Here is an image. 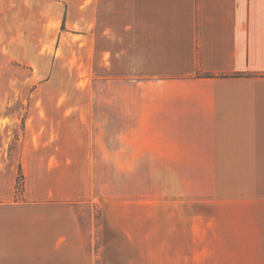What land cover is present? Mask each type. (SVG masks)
Masks as SVG:
<instances>
[{"label":"crops","instance_id":"crops-1","mask_svg":"<svg viewBox=\"0 0 264 264\" xmlns=\"http://www.w3.org/2000/svg\"><path fill=\"white\" fill-rule=\"evenodd\" d=\"M2 1L17 3L7 24L23 26L28 43L19 55L40 79L34 89L50 85L59 64L73 78L61 84L69 96L27 100L21 161L47 170V197L91 200V170L98 168L258 170L264 183V0ZM68 41L81 52L85 84L79 55L58 51ZM96 80L113 95L90 96ZM247 197L259 207L243 211V224L186 226V210L176 209L160 241L151 226L141 234L170 249L225 236L227 248L241 250L232 254L241 264H264V192ZM167 199L219 200L180 193ZM10 216L0 204V264H9ZM103 228V249L149 246L132 227L104 220Z\"/></svg>","mask_w":264,"mask_h":264},{"label":"rangeland","instance_id":"rangeland-1","mask_svg":"<svg viewBox=\"0 0 264 264\" xmlns=\"http://www.w3.org/2000/svg\"><path fill=\"white\" fill-rule=\"evenodd\" d=\"M16 6V2L0 0V204L11 214L9 264H241L240 257L232 256L241 250L227 248L225 236L215 239L216 242L209 239L198 242L196 247L170 249L158 246L160 243L151 246L141 232L151 226L155 232L153 241H160L162 225L173 219L169 210L176 209L186 210V226L243 224L245 210L259 207L245 198L264 192V183L257 182L258 170L138 169L129 173V170L98 168L91 170V194L96 201L93 198L52 200L46 196L51 187L45 182L47 170L25 166L21 161L27 100L31 96H69L72 90L61 84L73 78L67 75L65 64L64 69L59 64L52 83L34 89L33 82L40 79H36L35 72H29L25 57L19 55L28 43L22 39L23 26L7 24L9 13L18 15ZM68 43L61 45L58 51H74L79 55L78 80L85 84L81 52L71 41ZM15 82L18 89L12 90L9 86ZM87 91L92 97L113 95L111 85L97 80L92 81ZM246 173L250 176L249 182ZM169 193H180L187 198L213 196L219 200L211 205L189 199L168 200ZM129 195L136 199L121 200ZM227 198L232 200H223ZM203 211L217 217L195 216ZM104 220L108 226L119 222L127 232L132 227L138 236L135 239L149 246L103 249ZM108 239H116L113 232Z\"/></svg>","mask_w":264,"mask_h":264},{"label":"bare ground","instance_id":"bare-ground-1","mask_svg":"<svg viewBox=\"0 0 264 264\" xmlns=\"http://www.w3.org/2000/svg\"><path fill=\"white\" fill-rule=\"evenodd\" d=\"M12 90L15 89L17 90L18 89V84L15 82L13 84H11V86H9ZM20 90L23 88V86L19 87ZM16 93V92H15ZM20 93V92H19ZM1 108V107H0Z\"/></svg>","mask_w":264,"mask_h":264},{"label":"trees","instance_id":"trees-1","mask_svg":"<svg viewBox=\"0 0 264 264\" xmlns=\"http://www.w3.org/2000/svg\"><path fill=\"white\" fill-rule=\"evenodd\" d=\"M22 176V174H19V177ZM20 179V178H19ZM21 180V179H20Z\"/></svg>","mask_w":264,"mask_h":264}]
</instances>
